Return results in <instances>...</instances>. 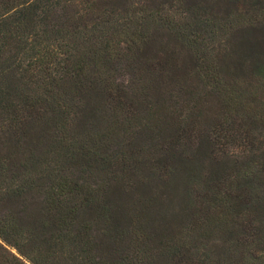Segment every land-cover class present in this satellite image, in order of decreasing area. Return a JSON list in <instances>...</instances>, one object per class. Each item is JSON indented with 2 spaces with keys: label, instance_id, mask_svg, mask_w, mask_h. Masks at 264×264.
Instances as JSON below:
<instances>
[{
  "label": "rangeland",
  "instance_id": "1",
  "mask_svg": "<svg viewBox=\"0 0 264 264\" xmlns=\"http://www.w3.org/2000/svg\"><path fill=\"white\" fill-rule=\"evenodd\" d=\"M39 19V34L72 45L47 71L0 70L18 82L0 103V157L18 166L51 152L30 163L36 179L68 166L87 182L114 178V223L148 231L155 248L260 264L250 226L264 231V0H59ZM44 121H63L67 139ZM232 182L243 205L226 219Z\"/></svg>",
  "mask_w": 264,
  "mask_h": 264
},
{
  "label": "trees",
  "instance_id": "2",
  "mask_svg": "<svg viewBox=\"0 0 264 264\" xmlns=\"http://www.w3.org/2000/svg\"><path fill=\"white\" fill-rule=\"evenodd\" d=\"M58 2L0 0V70L23 63L28 67H45L47 71L57 62L60 53L68 52L71 41L60 42L37 32L43 10ZM5 48H10L7 54L3 52ZM70 57L64 56L66 62L71 61ZM81 60V57L75 58V63ZM17 87L14 76L0 74V103L14 95ZM100 89L105 92L102 88L98 89L99 92ZM44 122L47 127L53 125L51 121ZM53 128L59 131L61 139H67L65 135H69V131L63 121L54 124ZM240 139L241 136L234 135L226 142L233 144ZM50 154L29 153V157L18 166L11 160L12 155L0 157V264H156L162 257L176 260V264L199 263L196 258L184 254L179 257L175 242H169L162 249L155 248L148 231L134 227L126 233L117 228L109 198L104 193L105 186L114 178L106 183L87 182L82 179L80 167L69 166L47 180L42 176L34 178L38 171L34 173L30 163L42 164ZM233 162L240 168L245 164L237 160ZM234 184L236 194L243 187L240 183ZM92 186L97 187L102 197L95 198L87 193L84 199H80L85 188ZM228 188L233 191L232 185ZM239 197L236 194L222 200L223 218H230L242 207L243 200ZM250 228L254 236L252 244L259 249L258 260L264 264V231L258 226L251 225ZM125 233L130 241L123 246ZM240 244L246 250L252 245L246 239ZM208 260L206 257L200 261L204 264Z\"/></svg>",
  "mask_w": 264,
  "mask_h": 264
}]
</instances>
